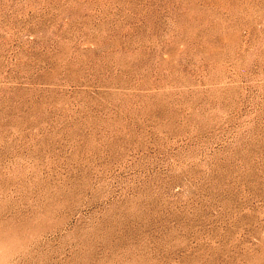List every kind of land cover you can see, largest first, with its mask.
I'll list each match as a JSON object with an SVG mask.
<instances>
[{
	"label": "rangeland",
	"instance_id": "374dc122",
	"mask_svg": "<svg viewBox=\"0 0 264 264\" xmlns=\"http://www.w3.org/2000/svg\"><path fill=\"white\" fill-rule=\"evenodd\" d=\"M0 264H264V0H0Z\"/></svg>",
	"mask_w": 264,
	"mask_h": 264
}]
</instances>
